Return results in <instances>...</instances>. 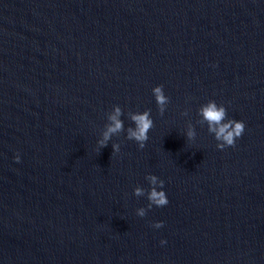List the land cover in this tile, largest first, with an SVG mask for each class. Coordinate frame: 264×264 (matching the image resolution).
Wrapping results in <instances>:
<instances>
[{
  "label": "water",
  "instance_id": "obj_1",
  "mask_svg": "<svg viewBox=\"0 0 264 264\" xmlns=\"http://www.w3.org/2000/svg\"><path fill=\"white\" fill-rule=\"evenodd\" d=\"M209 100L245 122L235 147ZM148 174L169 203L140 217ZM0 264H264V0H0Z\"/></svg>",
  "mask_w": 264,
  "mask_h": 264
},
{
  "label": "clouds",
  "instance_id": "obj_2",
  "mask_svg": "<svg viewBox=\"0 0 264 264\" xmlns=\"http://www.w3.org/2000/svg\"><path fill=\"white\" fill-rule=\"evenodd\" d=\"M153 96L155 98L158 112L163 115L168 104L170 103V97L164 92L163 85H156L152 89ZM198 114L201 119L198 121L201 125L207 124L208 132L214 134L217 143V148L223 150L226 147H235L237 139H239L246 128L243 120L229 118L227 110L223 104H217L215 100H209L207 103L202 104L198 109ZM123 115L122 108L119 105H113L112 110L107 113L108 123L101 134V138L97 141L100 150L106 147L113 136L120 135L125 132L124 122L121 119ZM182 115H188L185 110ZM128 118L133 122L134 126H129L126 129V138L128 140H134L140 149L145 147L146 141L149 139L148 133L154 127V121L151 116V109H145L140 112H129ZM196 131L194 126L189 123L185 136L187 140H195ZM120 144L112 143V155L120 152ZM16 162L20 161V156L17 154L14 157ZM145 179L149 182V189H145L141 186L134 188V195L137 197L147 194L149 201L147 209L140 207L136 210V214L140 217H144L147 214V210L151 209L153 205L157 207L166 206L169 203L166 192L163 190L164 180L158 178L154 174L146 175ZM163 221H156L152 224L154 228H161ZM161 244L166 241L161 240Z\"/></svg>",
  "mask_w": 264,
  "mask_h": 264
}]
</instances>
